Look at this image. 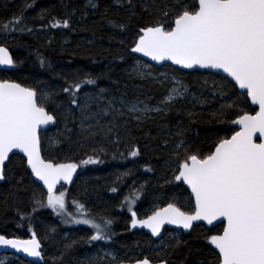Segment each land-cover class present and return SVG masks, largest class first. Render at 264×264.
I'll return each mask as SVG.
<instances>
[{"label": "snow or ice", "instance_id": "obj_1", "mask_svg": "<svg viewBox=\"0 0 264 264\" xmlns=\"http://www.w3.org/2000/svg\"><path fill=\"white\" fill-rule=\"evenodd\" d=\"M128 5V18L139 19L132 0H128ZM34 7L35 0H25L18 13L0 23V35L31 34L33 28L29 24L36 21H40L43 28L68 29L77 11L71 7V0H61V7L66 10L63 15H54L52 7H41L34 16H27V11ZM149 7L156 18L144 26H133L132 53H142L157 62L171 61L184 69L222 70L227 74L226 78L234 81L233 87L238 86L241 95L252 105H257L258 110L252 114L241 109V114L230 122L238 126V130L219 138L206 154L192 151L190 145L186 147L185 141L175 145L176 167L172 179L190 188L195 201L194 211H183L176 203L169 202L140 219L133 210L140 195L134 188L124 200L131 213V227L140 225L149 229L153 236H158L166 223L188 230L195 221L213 225L220 220L222 229L205 237L214 254L215 264H264V0H192L191 3L188 0H170L169 3L166 0L163 10L156 0H151V3L145 0L143 10L147 12ZM84 8L82 18L88 14L89 8L97 9L98 3L86 0ZM117 26L120 29L128 27L125 23ZM39 63L44 66L46 58L39 56ZM15 64L9 48L0 44V66ZM149 69L150 65L140 61L132 68L141 79H151L164 87L165 95L157 105L138 98H106V89L81 94L85 86L96 85V78L90 74L81 77L76 73L72 79L65 77L59 93L66 96V101L54 99L59 93L38 94L36 88L25 87L11 78H0V181L9 179L5 171L6 162L10 160V153L19 150L23 153L21 162L25 169H30V175L42 182L47 190L46 203L40 198L43 193L36 191L30 198L32 203L51 208L59 215H68L70 218L65 223L91 226L94 234L88 237L89 242L111 239V219L101 217L98 223L79 201L73 202L76 213H67L66 192L57 193L56 188L61 181L71 182L79 165L58 163L42 156L40 132L42 126L54 125L59 115L69 132V120L78 121L82 139L99 134L106 139L115 137L118 143L121 131L129 133V124L142 126L170 111L172 105L186 99L189 94L188 86L182 80L166 75L157 80ZM213 89L227 99L223 84L213 81ZM193 100L205 102L196 96ZM48 104L54 105L53 111L47 109ZM236 107L233 99L221 105L213 115H223L224 109ZM188 115L196 113L188 112ZM257 133L259 142L254 138ZM167 143L165 139L164 145ZM139 154L138 147H132L128 152L132 157ZM101 162L99 155L94 154L80 164ZM168 163L165 162L166 165ZM17 212L24 215L20 209ZM28 230L31 233L28 239L0 234V246L42 259L41 242L31 225ZM179 244L178 240L177 246ZM110 264H124V260L112 257ZM130 264L152 262L144 257L131 260ZM159 264H167V261L161 259Z\"/></svg>", "mask_w": 264, "mask_h": 264}, {"label": "trees", "instance_id": "obj_2", "mask_svg": "<svg viewBox=\"0 0 264 264\" xmlns=\"http://www.w3.org/2000/svg\"><path fill=\"white\" fill-rule=\"evenodd\" d=\"M96 2L98 8H89L88 14L82 18L86 0H71V7L77 11L68 29L43 28L41 22L36 21L29 24L33 28L31 34L0 35V44L9 48L16 61L9 71H0V78H11L25 87L36 88L39 94L59 93L65 77L72 79L76 73L81 77L90 74L96 78V85L85 86L81 94L106 89V98H138L157 105L165 95L164 87L151 79H141L131 70L140 59L130 52L135 31L133 26H144L156 18L152 14L153 9L149 7L145 12V0H132L139 19H129L128 0ZM165 2L156 0L161 10ZM167 2L170 3V0ZM24 3L25 0H0V23L18 13ZM41 7H52L54 15H63L66 11L61 7V0H35V7L29 9L26 15L34 16ZM120 23L128 27L120 29L117 26ZM39 56L46 58L44 66L39 63ZM153 71H166L182 80L188 86L189 94L154 120L142 126L129 124V133L121 131L118 143L115 137L106 139L99 134L82 139L78 121L69 120V132L58 114L56 124L40 132L42 156L58 163L73 162L79 165L72 185H61L56 192L65 191L69 206L73 201H79L100 222L101 217L111 219V239L89 242L88 237L94 234L91 227L65 224L51 208L32 203L30 198L34 191L43 193L40 198L45 203L47 193L25 169L21 162L24 158L18 154L10 156L5 168L9 179L0 183V234L27 238L31 236L28 230L31 225L42 245L43 258L39 264H110L111 258L105 257L103 262L89 258L100 247L108 248L114 257L124 262L148 257L152 262L164 259L167 264H215L214 254L205 237L221 230L222 224L209 229L197 224L187 234L174 236L167 235L172 230L165 229L162 237L156 239L140 225L131 227V213L126 209L124 200L134 188L139 190L140 195L133 210L140 219L169 202L176 203L183 211H193L189 192L172 179L176 167V157L173 155L175 145L185 141L186 147L190 145L192 151L199 150L202 155L206 154L214 148L219 138L230 136L237 130L230 122L241 114V109L250 113L255 110L251 108L249 100L233 87L234 83L220 74L197 70L186 72L169 64L153 65ZM160 79L163 78H157ZM213 81L223 84L227 99L213 89ZM193 96L205 102L197 103ZM54 99L66 101V96L59 93ZM233 99L236 108H226L223 115H213L221 105ZM46 107L53 111L54 105L48 104ZM188 112L196 115L189 116ZM165 139L167 146L164 145ZM132 147L140 149L138 156L128 155ZM180 151L183 154L184 150ZM94 154L99 155L101 163L80 164V161ZM166 161H169L167 165ZM17 209L24 215L21 216ZM178 240L180 244L177 246ZM157 244L159 246L155 248ZM22 263L25 261L22 260ZM3 264L21 262L14 260Z\"/></svg>", "mask_w": 264, "mask_h": 264}, {"label": "water", "instance_id": "obj_3", "mask_svg": "<svg viewBox=\"0 0 264 264\" xmlns=\"http://www.w3.org/2000/svg\"><path fill=\"white\" fill-rule=\"evenodd\" d=\"M130 52H131V48H130ZM131 53H132V52H131ZM132 54H134V55H136L137 57H139V58H141V59H143V60H145V61H148V62H150V63H152V64H154V65H156V66H162V65H164V64H169V65H170L171 67H173V68H177V69H179V70L186 71V72L195 71V70H198V71H211V72H214V73L220 74V75L225 76V77L227 76V74L223 73L222 70H215V69H184V68H182V67L179 66V65H174V64H172L171 61H159V62H157V61H153V60H151L150 57H145V56H143L142 53H132ZM11 67H12V66H0V70L8 71V70L11 69ZM229 79L231 80V78H229ZM232 82L234 83V81H232ZM236 88H237V90L240 92V90L238 89V86H236ZM248 100H249V99H248ZM249 102H250L251 107H252L253 109H255V111L258 110V106H257V105H252L250 100H249ZM252 114H254V113H252ZM54 125H55V124H54ZM54 125L42 126V130L47 129V128H49V127H52V126H54ZM233 126H234V125H233ZM234 127H236L237 130H238V126H234ZM254 138L256 139L257 142H259V134H258V133H257L256 137H254ZM14 154H18V155H20V156L23 157V153H20L19 150H14L13 153H10V156H12V155H14ZM41 154H42V153H41ZM23 158H24V157H23ZM6 163H7V162H6ZM65 163H66V162H65ZM27 170L30 172V169H27ZM75 176H76V172H74V174H73V179H72L71 182H64V181H61V182L57 185V188H58L61 184H63V185H67V186H71L72 183H73V181H74V179H75ZM32 179H33V181H34L36 184H38L40 187H42L43 190L47 193V190H46V188L43 187L42 182H39L38 180H36L35 177H32ZM3 182H4V181H0V183H3ZM181 183H182V182H181ZM182 184H183V186L188 190V192H189V194H190V193H191L190 188H188V186H187L186 184H184V183H182ZM57 188H56V190H57ZM190 196H191V195H190ZM192 199H193V198H192ZM193 203H194V207H195V201H194V199H193ZM165 206H166V205H165ZM165 206H163V207H165ZM163 207H161V208H163ZM149 215H150V214H149ZM145 218H146V217H145ZM221 220H222V218H221ZM197 224H203L206 228L209 229V228H214L215 226H217V225H219V224H222V223H221L220 220L215 221L213 225H208V224H207L206 222H204V221H195V222H193V226H194V225H197ZM166 227H168V228H172V229H175V230H181L184 234H187V233L192 229V228H191V229L186 230V229H183L182 227H179V226H177V225H171V224H167V223H166V224H164V225L162 226L161 234L158 235V236H154V237H161L162 234H163V231H164V229H165ZM145 229H146V231H147L148 233L151 234V231H150L149 229H147V228H145ZM151 235H152V234H151ZM9 238H12V237H9ZM27 239H28V238H27ZM0 252H9V253L16 254V255L22 257L25 261H29V262H31V263H39V262L41 261V258H38V257H29V256H27V254H25V253H23V252H17L15 249L6 248V247H4V246H0ZM124 264H130V263H124ZM152 264H159V262H157V263H152Z\"/></svg>", "mask_w": 264, "mask_h": 264}, {"label": "rangeland", "instance_id": "obj_4", "mask_svg": "<svg viewBox=\"0 0 264 264\" xmlns=\"http://www.w3.org/2000/svg\"><path fill=\"white\" fill-rule=\"evenodd\" d=\"M137 61H140L142 64H147V65H150V71L152 72V75L154 76V77H156V78H164V76L166 75V76H169V77H171V76H174V75H172V74H170V73H168V72H166V71H160V72H157V73H155L154 71H153V64H151V63H148V62H146V61H144V60H137ZM136 61V62H137ZM135 62V63H136ZM134 63V64H135ZM133 68V67H132ZM132 70V69H131ZM133 71V70H132ZM178 79V78H177ZM74 202V201H73ZM71 203L70 204V206H69V204H67V202H66V205H67V213H76V207H75V205H74V203ZM134 206V205H133ZM126 209H128V205L126 204ZM57 216H59V218H60V220L63 222V223H65V220L66 219H69L70 217L68 216V215H64V216H62V215H59V214H57V213H55ZM97 222L98 223H100V221L97 219ZM65 224H68V225H70V226H88V227H91V226H89V225H84V224H77V223H65ZM94 230V229H93ZM169 236H174V235H178V232L177 231H172V232H170L169 234H168ZM63 237L65 238L66 237V234H64L63 235ZM159 246V244H157L156 245V247L155 248H157ZM109 254H111V255H109ZM105 257H107V258H111L112 259V257H114V254L111 252V250H109L108 248H106V247H100V248H98L97 250H96V252L95 253H93V254H91L90 256H89V258H94V260H97L98 262H103V260H104V258ZM14 260H16V261H19V262H21V264H30V263H27V262H25V263H22V260L19 258V257H17V256H15V255H13V254H8V253H0V261H2L3 263H6V262H8V261H14ZM90 264V263H89Z\"/></svg>", "mask_w": 264, "mask_h": 264}]
</instances>
